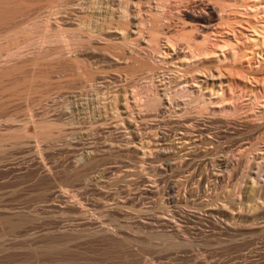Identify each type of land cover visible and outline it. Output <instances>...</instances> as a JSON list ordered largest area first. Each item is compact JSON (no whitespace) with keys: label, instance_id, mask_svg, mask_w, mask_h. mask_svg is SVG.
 Segmentation results:
<instances>
[{"label":"rangeland","instance_id":"1","mask_svg":"<svg viewBox=\"0 0 264 264\" xmlns=\"http://www.w3.org/2000/svg\"><path fill=\"white\" fill-rule=\"evenodd\" d=\"M124 1L0 0V264H264V0Z\"/></svg>","mask_w":264,"mask_h":264},{"label":"bare ground","instance_id":"2","mask_svg":"<svg viewBox=\"0 0 264 264\" xmlns=\"http://www.w3.org/2000/svg\"><path fill=\"white\" fill-rule=\"evenodd\" d=\"M192 1V0H191ZM127 5H128V1L126 0V2L124 1L123 2V6H122V10L120 11V17L121 18H123V19H125V18H127V16H128V9H127ZM198 5V4H197ZM199 5H201V4H199ZM158 6H160L159 4H158ZM203 7V6H202ZM160 8H163V6L161 7L160 6ZM214 6H209L208 7V9H207V11H203V12H201V11H199V13H192L191 12V15L193 16V17H195L198 21H201V20H204L206 17H207V14L209 13L210 14V12H214ZM209 14H208V17H209ZM142 22H144V21H142ZM47 37L48 38H52V41H65V39H66V35H65V32L63 31V30H59V31H57V32H54V33H48L47 34ZM35 41V38H29L27 41H24V44H22V46L21 47H19V48H22V47H26V46H29V45H31L33 42ZM150 89V88H149ZM152 90V89H151ZM151 90H148V91H145V92H147V93H145L144 95H143V97H141V95H140V99L138 100L140 103H142V104H146V105H149V106H154V105H156V100L152 97L153 96V94H152V91ZM138 95V94H137ZM113 108H116L117 109V106L115 107H113ZM46 125H44V127H42V128H45V130H49V129H46V128H48V126H46ZM146 148V147H145ZM144 148V149H145ZM146 149H149L150 150V148H146ZM152 149V148H151ZM155 150V149H154ZM145 152H146V150H145ZM148 154V153H147ZM92 161V160H91ZM79 162V161H78ZM91 165V164H90ZM207 167V166H206ZM79 195V194H78ZM74 197H76V196H74ZM163 197V196H162ZM162 199H164V198H162ZM165 200V199H164ZM163 200V201H164ZM171 200V199H170ZM165 204H167L163 209L166 211V210H169L170 208V206L168 205V203H166V202H164ZM184 207V206H183ZM169 208V209H168ZM170 211V210H169ZM168 212V211H167ZM166 212V213H167ZM165 215V214H164ZM170 215V214H169ZM166 217V216H165ZM172 218V217H171ZM170 218V219H171ZM181 218V217H180ZM179 218V219H180ZM168 219V218H167ZM175 219V218H174ZM178 220V219H177ZM177 225H178V223H177ZM176 225V226H177ZM179 227V226H178ZM184 227V226H183ZM176 229V228H175ZM178 229H180V228H178ZM188 229V228H187ZM186 229V230H187ZM194 229V228H193ZM185 230V229H184ZM185 232V231H184ZM103 233V232H102ZM187 233V232H186ZM170 234V233H169ZM188 235V234H187ZM170 237H171V235H170ZM186 237H188V236H186ZM169 238V237H168ZM172 239V238H171ZM173 242H174V240H173ZM175 242H177V241H175ZM180 242H178V244H179ZM183 243H184V241H183ZM192 243V242H191ZM177 244V243H176ZM181 244V243H180ZM175 245V244H174ZM182 245V244H181Z\"/></svg>","mask_w":264,"mask_h":264}]
</instances>
